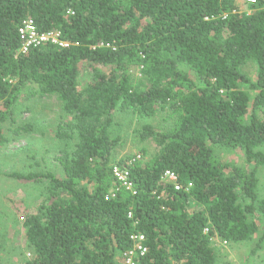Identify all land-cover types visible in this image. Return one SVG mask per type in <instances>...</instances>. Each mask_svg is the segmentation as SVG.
Instances as JSON below:
<instances>
[{"label": "trees", "instance_id": "trees-1", "mask_svg": "<svg viewBox=\"0 0 264 264\" xmlns=\"http://www.w3.org/2000/svg\"><path fill=\"white\" fill-rule=\"evenodd\" d=\"M242 1L0 0V148L23 94L56 96L70 118L57 137L76 140L61 151L63 178L7 175L49 182L50 204L23 223L30 258L22 264H120L134 235L147 250L137 264H219L214 239L239 244L259 234L264 0L249 4L250 14ZM27 22L58 43L26 47ZM83 65L93 78L81 87ZM119 110L142 118L169 110L177 119L163 132L143 126L140 140L156 145L148 160L116 161ZM223 149L242 152L241 162L224 161ZM116 165L133 190L117 183ZM167 171L181 190L164 184Z\"/></svg>", "mask_w": 264, "mask_h": 264}, {"label": "rangeland", "instance_id": "rangeland-1", "mask_svg": "<svg viewBox=\"0 0 264 264\" xmlns=\"http://www.w3.org/2000/svg\"><path fill=\"white\" fill-rule=\"evenodd\" d=\"M241 9L248 14L252 13L247 1L241 2ZM183 69L189 71L185 67ZM244 71L252 77L255 75L253 65L247 66ZM134 74L138 76L139 70L135 69ZM189 74L195 78L192 72L189 71ZM92 78V71L87 65H83L79 78L80 86H86ZM115 119L112 134L120 139L114 154L115 160L133 157L137 161H144L155 153L156 145L151 140H140L143 126L151 125L157 131H167L174 127L177 117L169 110H158L149 118L119 110ZM15 120L14 125L8 122L4 126L9 142L0 148V264H22L30 258L23 223L28 216L41 214L50 204L48 180H16L7 175L52 173L63 178L64 171L59 162L61 151L74 147L76 142L69 140L67 143L57 137L60 124L70 121V118L63 114L56 96L27 99L23 94L16 107ZM26 125H30L29 131H18V128ZM142 149L148 151L145 157L141 156ZM220 155L229 163H240L243 157L242 152L228 149L221 150ZM258 192L260 199H264V167L258 172ZM260 223L261 231L248 242L227 244L218 238L214 239L219 264H264V218H261ZM125 257V254L118 255L120 264L125 263Z\"/></svg>", "mask_w": 264, "mask_h": 264}, {"label": "built area", "instance_id": "built-area-1", "mask_svg": "<svg viewBox=\"0 0 264 264\" xmlns=\"http://www.w3.org/2000/svg\"><path fill=\"white\" fill-rule=\"evenodd\" d=\"M249 4H254V0H247ZM22 39L27 41L26 47L29 45H38L43 42H47L52 40L55 43H58L57 36L54 34H48L43 36H38L36 33V29L31 22H27L24 24V27L20 31ZM26 50V48H25ZM140 158V156H139ZM136 160H132L130 163H133ZM114 177L116 178L117 183L120 185L121 188H125L127 190H133V185L129 180V172L128 170H122L117 165L113 169ZM162 181L164 184H168L174 187L176 191L181 190V185L179 183V178L177 174L171 171H167L163 177ZM134 242V248L132 251L125 254V263L124 264H137L136 258L137 253L140 255H144L146 253V248L144 246L145 238L141 235H134L132 238Z\"/></svg>", "mask_w": 264, "mask_h": 264}]
</instances>
